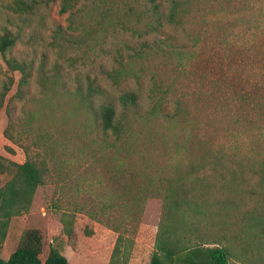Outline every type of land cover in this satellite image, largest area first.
<instances>
[{
	"label": "rangeland",
	"instance_id": "obj_1",
	"mask_svg": "<svg viewBox=\"0 0 264 264\" xmlns=\"http://www.w3.org/2000/svg\"><path fill=\"white\" fill-rule=\"evenodd\" d=\"M34 1L32 12L18 14L10 8L13 0H0V34L6 28L18 36L12 49L18 58L59 70L55 89L43 94L33 74L25 98L14 99L10 107L23 125L22 143L31 155L45 159L49 171L29 211L11 218L0 256L8 258L25 228H37L44 255L54 246L68 264H108L118 233L109 225L122 221L129 233L136 229L128 264H148L162 202L149 193L133 211L127 188L134 185L132 193L138 194L145 172L154 180L188 174L189 183L195 182L192 194L203 203L199 226L204 241L223 239L232 254L230 264H264L256 247L258 228L250 225L264 212V186L254 173L264 158V0H197L186 15L185 30L167 23L146 26L155 21L150 0H79L66 13L59 11L58 1ZM154 1L167 11L170 0ZM193 32H198L195 44L190 42ZM165 37L185 43L182 66L175 58L150 55L140 83L113 85L103 74L115 65L116 54ZM5 70L0 58V80L9 75ZM151 74L167 92L165 108L173 119L139 117L129 110L132 137L101 150L92 142L89 114L71 91L84 88L88 77L95 79L104 89L101 99L119 113L120 94L135 90L144 112L152 100ZM12 75L6 102L16 91L19 73ZM7 121L4 106L0 155L23 162V149L3 134ZM209 151L224 154L217 172L204 158ZM8 178L1 174L0 185ZM227 200L232 204L225 210ZM64 210L74 214L69 234L61 222Z\"/></svg>",
	"mask_w": 264,
	"mask_h": 264
},
{
	"label": "trees",
	"instance_id": "obj_2",
	"mask_svg": "<svg viewBox=\"0 0 264 264\" xmlns=\"http://www.w3.org/2000/svg\"><path fill=\"white\" fill-rule=\"evenodd\" d=\"M51 1H58L61 13L70 12L79 2V0ZM150 1L153 3L152 15L155 16V21L147 23L146 26L149 25L152 29L157 25L162 26L163 23H167L185 30L186 15L197 0H170L166 12L161 11L154 0ZM34 6V0H13L10 8L13 12L23 14L32 12ZM193 33L194 35L189 33L192 37L190 42L195 44L198 40V32ZM186 36H188L187 33ZM17 40L18 36L9 29L5 28L0 34V58L6 67L5 71L9 73V75L6 73V78L0 80V110L5 106L8 117L3 131L4 136L23 149L26 159L23 162H16L0 155V175L7 174L9 176L6 182L0 185V250L7 236L11 218L29 211L35 191L46 183V175L49 171L45 159L31 155L30 147L22 143L23 125L20 120L14 119L10 107L14 99L23 100L25 98L33 74L41 87V92L45 95L59 84L58 69L49 70L42 62L35 65L32 59L18 58L13 54L12 49ZM184 48L185 43L180 45L175 41H168L167 37L153 40L151 43L142 42L137 48H130L131 52H127L125 55L116 54L113 58L115 65L102 72L113 85H119L129 80L140 83L148 74V69L143 65V61L148 56L175 58L176 66H182L184 56H187ZM12 73H19V77L15 93L6 102V96L14 83ZM149 80L151 87L148 94L152 100L150 107L144 112L140 109L139 94L135 90L120 94L118 100L122 109L119 113L111 101L101 99L104 89L95 79L88 77L84 88L77 85L74 91H71L72 95L78 99L79 105L84 107L89 114L90 132L96 137L92 142H96L101 150H109L108 147H115L116 144H119L117 142L129 140L132 137V117L128 114L129 110L139 117L155 114L161 119H173V115L165 108L167 92L164 91L162 83L157 82L154 74L150 75ZM66 90L69 91V89ZM97 99L102 101L97 102ZM176 107L178 109V102ZM8 148L12 150L10 147ZM204 155L205 160H210L209 164L215 172L219 170V166L224 165V154L220 151H209ZM202 164L204 165L203 162ZM235 172L233 171L232 174ZM133 173L131 171L132 175ZM254 173H258L260 184L264 186V158L259 162V168L255 169ZM140 176L142 177L141 183L145 182V186L142 188L139 186V188L145 193L143 194L140 189L138 194L132 193L136 189H134V185L128 184L127 188L132 190L129 209L135 211L134 209L140 208L141 200L143 201V198L149 193L157 194L162 202L161 217L157 224L154 247L148 264H230L232 254L229 247L222 242L223 239L204 241L205 233L201 232L199 226L200 216L203 214V203L197 199L196 195L192 194L195 182L189 183L188 174L183 177H165L158 180L149 179L145 172H142ZM131 181H134L133 176H131ZM196 181L199 182V179L197 178ZM231 204L230 200L224 201V209L227 210ZM55 208L59 207L55 205ZM224 213L227 214V212ZM89 214L92 216V213ZM73 218V213L62 211L61 222L67 234L70 232L69 228ZM137 218V222L134 220L136 223L139 222L140 213ZM122 224L123 222L119 221L116 225H109L118 233L108 264H128L131 258L135 244L132 233L136 229L129 233L128 228ZM250 225L259 230L255 235L256 247L259 252L262 251L264 256V212L260 213ZM42 247L40 231L37 228H25L16 248L8 258L0 256V264H68L67 258L56 247L51 246L47 255H44Z\"/></svg>",
	"mask_w": 264,
	"mask_h": 264
}]
</instances>
